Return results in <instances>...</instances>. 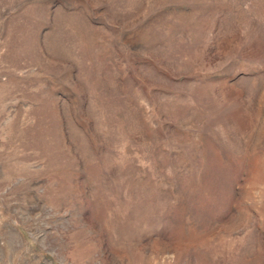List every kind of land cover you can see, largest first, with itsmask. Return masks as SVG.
<instances>
[{
  "label": "rangeland",
  "instance_id": "1",
  "mask_svg": "<svg viewBox=\"0 0 264 264\" xmlns=\"http://www.w3.org/2000/svg\"><path fill=\"white\" fill-rule=\"evenodd\" d=\"M0 264H264V0H0Z\"/></svg>",
  "mask_w": 264,
  "mask_h": 264
}]
</instances>
